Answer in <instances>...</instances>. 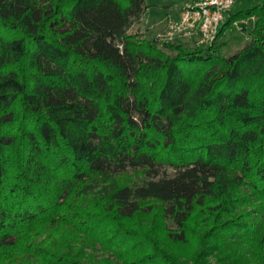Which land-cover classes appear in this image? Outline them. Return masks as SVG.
I'll return each mask as SVG.
<instances>
[{
	"label": "trees",
	"instance_id": "obj_1",
	"mask_svg": "<svg viewBox=\"0 0 264 264\" xmlns=\"http://www.w3.org/2000/svg\"><path fill=\"white\" fill-rule=\"evenodd\" d=\"M239 1L190 47L134 30L146 0H0V264H209L127 223L203 249V209L214 264H264V0Z\"/></svg>",
	"mask_w": 264,
	"mask_h": 264
},
{
	"label": "rangeland",
	"instance_id": "obj_2",
	"mask_svg": "<svg viewBox=\"0 0 264 264\" xmlns=\"http://www.w3.org/2000/svg\"><path fill=\"white\" fill-rule=\"evenodd\" d=\"M193 1L194 0H146V3L149 5L150 9L149 11L146 10L140 23H138L134 27V30H138L139 32L145 33L149 38H156L157 40H160V45L164 43L166 44L170 41L180 40L181 42L190 47L209 46L200 44L196 38L185 39L181 37H176L172 40H166V9H175L176 7L180 6V9L182 10L184 6L193 3ZM181 6L183 7L181 8ZM244 7H246V4L244 2L239 1L234 5V7H232V11L239 10ZM247 40H249V35L247 31L243 30L239 23H234V25L230 27L226 31V33L219 39L218 44H220L222 54L231 55L235 53V51H237L238 49L242 48ZM169 172L171 173L172 170L169 169ZM140 175L141 174L134 172L130 173L129 177L127 178L132 182L142 181L143 176ZM87 199H89V197ZM91 202L92 204H94L92 200ZM239 208L240 211L238 213L234 214V212L231 216L222 218L221 222L231 220L228 224H234L235 227L240 226V228L246 229L253 222L258 221L257 219H255L251 211L253 209L252 203L240 205ZM208 212V209L207 211H204V209L200 210L199 213H197V215L195 216V219L192 222V226H194L195 223L199 224V226H203L204 220L207 219ZM127 223L129 228L133 227L138 228L139 230L151 227H153L154 229H158L159 233H157L158 235L156 237L161 239L162 241H166L167 250L172 252L173 254L178 255L180 253H192V255L194 256L204 250V253L206 254L205 258L207 259L208 263H216L218 256L214 255L213 253V229L207 227V230L204 232L202 231V229H199L198 226V231H200L199 234H203L204 247L202 249V247L197 243V241L194 242L193 240H191L186 244H179L171 243L169 240H167L166 236L162 231L163 220L160 217L159 213L157 214V212L151 213L150 215L138 214L135 216V218L128 220ZM232 231L233 229L230 230L228 234H230ZM86 254H88V258L92 259V256L94 257V260L99 262L100 260H103L105 256L108 255L106 253L104 254L103 252L93 251L89 249L86 250ZM180 260L188 261L189 259L185 257H180Z\"/></svg>",
	"mask_w": 264,
	"mask_h": 264
},
{
	"label": "built area",
	"instance_id": "obj_3",
	"mask_svg": "<svg viewBox=\"0 0 264 264\" xmlns=\"http://www.w3.org/2000/svg\"><path fill=\"white\" fill-rule=\"evenodd\" d=\"M234 4L235 0H194L177 15H167L166 40L196 38L200 44L211 45Z\"/></svg>",
	"mask_w": 264,
	"mask_h": 264
},
{
	"label": "crops",
	"instance_id": "obj_4",
	"mask_svg": "<svg viewBox=\"0 0 264 264\" xmlns=\"http://www.w3.org/2000/svg\"><path fill=\"white\" fill-rule=\"evenodd\" d=\"M183 6H181L182 8ZM150 7H148V11H149ZM180 6L176 7L175 9H166V15H177L180 12Z\"/></svg>",
	"mask_w": 264,
	"mask_h": 264
}]
</instances>
